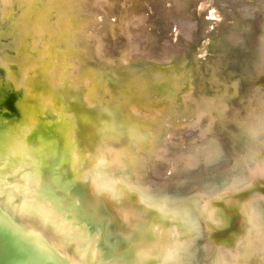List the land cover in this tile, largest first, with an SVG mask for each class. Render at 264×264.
Masks as SVG:
<instances>
[{"label": "bare ground", "instance_id": "6f19581e", "mask_svg": "<svg viewBox=\"0 0 264 264\" xmlns=\"http://www.w3.org/2000/svg\"><path fill=\"white\" fill-rule=\"evenodd\" d=\"M20 1L21 0H5L2 2L0 0V3L4 5L10 4L12 7L11 18L17 19L20 16L22 17V15H18L22 14L24 6L28 5L27 3L31 0L19 3ZM85 1L86 0H58V8L62 15L55 25L60 26V23L64 21L67 23H65L66 27V25H69L68 23L76 20L78 25L83 26L87 24L88 19H91L95 22L90 26L94 32L98 30L100 31L98 34H103L104 30L106 31L102 38L99 35L102 44L106 45L107 43L105 47H103V45L100 49L101 58L106 59L105 62L102 61L101 63L104 62L106 67L107 64L113 65L116 62L117 64L123 65L125 69L106 67L104 76L109 79L110 82L108 85H112V87H107L103 90L106 94L104 93L102 102L95 101L94 103V91L93 93L92 91L90 92L87 86L89 85V81L95 76V72L94 74H90V78L83 68L75 64H70L63 56L60 60L57 58H50V60L46 62L47 64H40L39 68H36L34 71L29 70V67H23L25 66V62L30 61L34 63V58H37L32 48L34 43H29L30 41L25 40L22 34L19 37L18 34L23 30L19 31L14 28L9 29L10 31L5 35L6 33L3 31L5 28V21L0 22V82L2 79H7L3 73L8 70L6 66L11 63L15 65L20 76L18 79H12L11 88L9 87L11 94L13 93L12 88H16L20 83L25 84L21 89L14 90V92H19V94L13 96V98L7 102L6 98L8 95L5 94L6 87L0 83V122L11 118L16 122L19 121V125L24 128L20 127V130H18V128L16 129L21 131V133L23 132V136L21 137L23 138V142L28 144L29 147L31 146L35 151V154H33L24 145L23 148L27 151L26 155H22L24 160L14 161L12 155L17 152L16 145L13 147L9 145L8 148L0 150V155L5 156H0V167L4 165L8 167V169H12V172L10 171V173H7V171L5 172L0 168V264L6 263L7 260L11 262H8L9 264H24L26 261L22 259L25 258L26 254H30V258L35 255L36 263L38 260L40 262L44 260L41 264H45L46 258H43L44 254L39 251V247L43 246L39 238H44L46 240L50 239L56 244L61 241L63 244L57 247V251L63 256V253H66L68 255V262L75 263L74 258L76 253L81 254L85 246L81 245V248L77 246L81 239L78 241V236L68 233V231H75L68 227V223L74 225V228L85 236V243L89 240L91 234H93L92 241L95 240L94 244L84 255L85 261L88 262L91 260L89 264H95L96 262V264H117V262H121V264H135L136 262H134V259L137 254L136 250L138 249L135 245L140 235L138 228H141V225H144V223H147L146 229H151V236L145 241V244H148L154 237H160L161 235L165 236L166 232L170 233L171 231L172 235H169L174 239L175 244L173 246L172 243H168V245L164 246L163 243L167 238H163L162 242L159 239L151 241L156 243L158 247V250L154 252L158 253V260L163 264H170L169 261L173 258L172 250H178V244L180 243L177 241L179 240L178 236L180 234L178 233V228L181 223L177 221L175 217H184L185 219L182 220V222L185 223L186 226H188V223L192 225L188 215L189 212H186L185 209H192L194 206V208H196L198 212H201L202 216L206 218L205 220L209 221L208 218H212L214 214L215 207L213 204L216 203L222 207L216 209V215L213 217L211 223L215 221L227 222L230 227L225 223L224 230L222 228L218 229L220 232L217 233L222 234V237L227 235L226 237L231 241L226 244V248L223 246L217 253L214 252V260H211L208 255L205 254L206 249L199 245L200 241L196 245H191L183 254H189V252H192L193 249L196 248V250L202 249L203 255L205 254L203 256L204 258H202L205 260L206 264H211V261L214 264H264V188L263 190L261 188L247 190L243 184H239L240 179L238 177L232 183L231 179H226L223 180L221 184L219 183L209 189L208 195H205L207 196L206 198H203L204 196L200 198L195 196L184 206H181L180 202L176 200L172 202V206L168 207L166 199L171 201L173 196L169 193V185L173 186L172 184H176V179H173L171 174H168V170L164 169L166 165L173 166V170L177 169V174L180 173V171L184 174L185 172L194 170L191 168H195L197 165V161L194 160L196 153L201 156L200 151L203 150V157V155H206V152H216L221 140L229 141V143L233 141L238 143V145L241 144L240 147L244 152L264 162V145L259 144L264 140L259 141L258 138L264 136V100L262 99L264 96V68L262 67L264 65V23L262 22L256 25L257 29L254 30L256 36L254 35V38H251L248 43L244 42L245 45L243 46L242 52L240 54H235L234 57H237L235 62L231 69H227V67L224 66V57L227 51L226 47L229 42V40L226 39V34L219 33L218 35L212 36L209 28L205 27L207 28L204 32L205 39L198 43H195L196 41L193 40L191 41L192 35L198 29V20H196L194 16L196 11L193 10V8H198V5H201L200 9L204 8L205 10L208 5L207 3L216 8L218 7L217 9L219 12L231 15L236 25L235 28L237 29V31L234 30V33L238 34L239 31V35H244L245 39L249 37V31L241 28L240 14H236L237 10L235 5H237V0H89V5L87 4L88 7L87 9L85 8L84 11L85 13H81V9L72 7L77 2ZM3 18L4 17L0 20L3 21ZM109 19L114 20V22L110 23ZM97 22L99 23L98 28ZM33 23H35V21L33 16H31L28 26H32ZM5 32H7V30H5ZM58 32L60 33L59 35H65L62 30L58 29ZM54 33L56 32L51 30V34ZM82 34L80 35L82 36ZM201 34L200 38L202 39L203 37H201ZM53 36H55V34ZM81 36L76 37V39L65 40L71 52L77 53L75 49L78 48L79 52L83 50L82 48L84 46L86 47V45H89L88 41L92 38ZM84 36L86 35L84 34ZM242 36L241 39H243ZM36 37L38 38L39 36ZM48 37L52 38L51 35ZM95 37L91 40L94 41V43L98 39ZM179 38H181V40H178ZM214 39L222 40L223 44H218L216 41L212 42L211 40ZM22 40H24L25 43ZM159 43H161L164 48H167V46L171 47L170 53H159L157 51V49H159L157 47ZM42 45L45 47L47 46L46 43ZM22 46L28 49V53L26 51V54H24V52L21 53V51L24 50L21 48ZM249 47L251 51H247ZM183 48L186 49V52L181 51ZM97 50L99 51V48ZM201 50H205V53H200L201 55H199L200 58L198 59L197 54H199ZM207 50L210 52L207 53ZM48 52L43 48V51L40 53V58L41 56H45L44 54ZM64 52H62V54H65ZM27 55L30 56V59L26 57ZM49 56L51 55H48V57ZM253 57L254 59L251 60ZM196 62L198 64L199 86L198 88L192 89L189 84L192 80H195V78L191 74V68ZM127 63H131L132 66L141 63L148 69V71L145 72V76L142 77V80H139L136 75H134L133 71L137 69L135 70L134 67L130 68V66L126 65ZM251 63L254 64L255 67L248 70L255 75L251 79H246L244 78L246 73L247 76H251V74L248 73L247 68L245 69L244 67ZM30 71L34 74L32 76L33 82L31 81L30 83L32 87L26 85L24 79ZM231 73H233L232 76H236L238 80L235 79L232 81L231 77L227 79L224 78L225 75L230 76ZM27 81L29 82V80ZM72 84L76 86L75 91L79 93L77 94V101L65 100L61 95V90L73 88ZM255 84L259 86L260 89L252 91L251 88L254 87ZM100 86H98V89ZM98 89L96 87L94 89L95 92H97ZM228 89L232 90L231 93ZM63 92L66 93L67 91L63 90ZM28 97H30V99ZM31 97H33V99ZM226 98L231 99L236 105L238 104L237 107L235 106L236 108L233 113L230 114L232 118H234L232 119L229 116L228 118H224V116L220 115L218 120L215 121V113L218 114L220 109H222L220 108V104L224 105ZM248 98H251L250 101L247 100ZM126 102L137 104L136 113H134L135 110H132L134 114H130V117H126L127 121H125V126H118L120 123L117 124L114 121V124L116 123L117 126L112 127L113 130L106 129L103 123L102 128L99 130L102 131L101 133L104 134V136L103 138L100 137L96 145L93 146L92 144V149L96 148L99 152L98 157L101 159L102 157L105 158L106 154L112 155L116 153L114 151L115 146H120V144H122L120 142H126L127 147H123L124 150H119V159L116 160L117 163L121 164L115 165L114 167H121L122 162L125 163L126 169L123 171V175L128 177L129 184L126 183V186H119L111 180L107 181L108 178H106L104 172L96 173L98 169L93 165V161L97 159L96 157L94 158L95 155L89 156L87 154L86 158L89 159L88 165L90 167L92 166L90 170L94 169V177L103 180V182L100 184L95 181L93 182V179H90L91 177H87L86 179L84 174L81 175V177L85 176L86 181H84L85 179L82 181L78 180V177H80L78 176L79 173L88 172L90 170L86 169L87 165H84L82 166V171L78 172V160L74 156V154H77L75 151L77 144H73V137L70 135L67 137V133L65 135L59 134L61 138L58 136L56 144L57 148H59L58 142L64 144V149L62 148V150L60 149L61 151L58 150L56 152H53L52 149V153H49V162H56L55 164L57 167L50 168L48 172L46 171L47 173L38 168V164L36 163L39 157L38 154L41 155L45 153V149H42V145L52 139L49 140L46 138L48 140H44L41 139L42 136L40 135L38 140L39 135H37L35 131L43 130V133H51L55 132L56 129V131L62 132V127L66 128V126L64 125L65 120L60 114L61 106L68 108L72 115L75 118L77 117V121L79 120L80 122L83 113H91L89 115H92V117L95 114L107 119L106 116L109 115V111L105 113V107H108L107 105H112L111 107L116 111L115 117L118 115L120 118L122 112L130 113ZM5 103H9L12 111L4 107ZM103 103L106 105L104 106ZM168 106L171 107V115L166 116ZM145 112L146 114L144 116L143 113ZM97 116L94 118H98ZM38 119L42 120L39 125L41 128L36 124ZM60 119H62V121ZM229 119H235L238 128L234 126L235 131L225 133V130L222 128L225 121ZM74 121H70L69 124L74 126L73 123L76 122ZM81 122H83V120ZM102 122L103 121H101V123ZM228 124L230 125L229 121ZM203 125L204 127L202 128ZM11 127L15 128V124L14 126L11 125ZM90 127L94 128L98 127V125L91 124ZM81 128H83V126H81ZM81 128H79L77 132L80 137H85L86 132ZM121 131H123V138H119L115 142L116 144L110 140L112 136H106V134H116L114 137L117 139V137H120L119 133ZM6 132H8V130ZM99 132L100 131L97 132L95 129L94 133L96 134L93 135L101 134ZM213 134L217 135L211 139ZM87 135L92 136V134L88 132ZM244 136L248 137V142L246 144L240 141ZM3 137H5V135ZM67 138L71 142L70 153L68 151L69 146L67 144ZM3 139L2 141L0 139V146L2 142H4ZM95 139H97V136H95ZM151 139L153 140L151 141ZM188 140L192 143L187 142ZM153 141L155 142L154 145H152ZM212 141H216L217 144L211 146L212 144L210 142ZM111 143H113V145H111ZM167 143L170 144V149L174 152L173 155L160 158L156 163V155L160 153L161 149H163ZM103 151L107 152L104 154ZM151 159L154 160L153 164L150 165L149 161ZM183 160L186 161L184 164H181ZM187 160L189 161L187 162ZM65 161H69L68 168L71 169L73 175L70 174V172L65 173L64 176H62V180H60L58 173L55 171L56 169H60L62 162ZM189 162H191V165H188ZM35 163L36 166H33ZM17 169H19L20 175L15 174ZM115 169L116 168L111 167L107 173L113 171V175L117 174L118 172L114 173ZM154 170L160 184H163L165 181L166 184L168 183L167 185L165 184L166 186L163 190L156 187L151 189L153 187V182L151 184L152 180L150 178ZM41 175H44V177ZM239 175H242L241 172ZM241 177V180H244L243 176ZM119 178L120 176L113 178V180L118 183L124 181L122 177ZM179 180L181 181L182 179L180 178ZM204 180L205 179L201 181ZM23 181L29 185V187L26 186L27 188H24ZM52 182H56V191L54 194L51 193L50 195L45 189L51 188L50 185ZM74 184L77 185L76 188L78 187L74 192L80 195L82 203H78V201L76 203V198L73 194L69 193V189ZM236 188L242 190V192H240L241 194L231 192ZM10 189H14L18 192L10 194L8 193ZM146 192L148 194H146ZM194 194H197V192ZM258 194L262 195L260 196ZM81 195L84 197H81ZM233 195L235 197H233ZM229 196L233 198L230 200ZM153 197L154 199H158V203L155 202ZM246 197L250 198L246 199ZM140 198L145 199L144 201H150V198H152L153 201L151 205L154 204L152 207H155L153 210H159V214L165 211L167 213L169 212V214L173 216L169 218L175 219V228H171L169 225L170 228H168L165 234H162L161 231H156L157 228H152L153 220L151 217L153 216V218L156 219L158 212L152 213L154 211H152L151 208L149 209L150 211H148V215L150 216L148 217L146 214L142 217L139 211L141 205L139 201ZM40 199H42V203H44L43 200H45L46 206L50 208L51 211L49 210L48 213L42 212V206L38 207L40 210L39 213L36 212L37 210L34 211L29 209L34 207ZM53 199L55 202L52 201ZM250 199L255 201V205L248 203ZM64 202L65 204L62 205ZM18 204H20V206L17 209L16 206ZM94 205H97L95 209ZM68 206L76 207L77 215H81V217L83 215V224L80 222H69L70 220L68 217L71 218L72 214L69 215L64 212L65 209L66 211L68 210ZM142 206L144 207L145 205L143 204ZM173 206L176 207L173 208V212H170ZM87 209L92 210L91 214ZM55 211V215L52 216V212ZM91 216L93 220H95L97 226L90 221ZM101 216H106L107 220H109L108 223H106V219L102 220ZM169 218L164 220V226L167 224ZM84 223H88L89 225L91 223L92 227H94L93 230H99V232H94L92 229L90 232L88 230L86 231V228L84 229L83 226ZM204 227L206 232H208V225L206 224ZM186 228L187 227H183L182 230L185 231L184 233L192 234L190 239L199 233V231H196L197 224H194V227L189 230L190 232H188ZM24 233H27L30 237H38V247H36L38 250L32 252L33 242L29 241V243H26L28 240L24 239L27 237L22 236ZM21 236L23 239H20ZM209 238L212 239L210 244H217L218 241H216V238L212 235H210ZM64 239L65 241H63ZM203 241L202 239L201 242ZM160 242L161 244H157ZM97 243H100L99 245H101L105 251L109 252L108 256L103 255L102 251L96 250ZM26 246L28 250H26ZM240 248H242L243 253L239 252ZM43 251L46 252V249ZM38 253L39 257L37 256ZM110 255L114 258H112L114 260L113 262L109 261L111 259V257H109ZM198 255L199 254L196 253L192 256L190 260L187 261V264H199V262H202L201 256ZM123 256H128L127 258L130 260L123 263V261L120 260ZM104 261L108 262L104 263ZM46 264H56V258L51 259L50 262ZM147 264L153 263L150 262Z\"/></svg>", "mask_w": 264, "mask_h": 264}, {"label": "water", "instance_id": "95a60500", "mask_svg": "<svg viewBox=\"0 0 264 264\" xmlns=\"http://www.w3.org/2000/svg\"><path fill=\"white\" fill-rule=\"evenodd\" d=\"M1 1L3 2L5 0H1ZM43 1H45V0H43ZM214 1H216V0H214ZM232 1H234V0H232ZM27 4H29V3H27ZM30 4L34 5L33 3H30ZM207 4L208 5H207L205 10H204V8L200 9L201 5H198L199 9L195 8V7L193 8V10L196 11V13H194V16H195V19L198 20V29L192 35L191 41L192 40L196 41L195 43H198L200 41L202 42L205 39L204 38L205 37L204 36V32H205V30H207V28H205V27L209 28V30L212 32V35H218L219 33H223L224 35L226 34V39L229 40V42L227 43L226 50L229 51V52L226 51V54H225V57H224V66H226L227 69H231L233 63L235 62V59L237 58V57L236 58L234 57L235 54H238V53L240 54L242 52L243 46L245 45L244 42L248 43L251 38L252 39L254 38V35H255L254 30L257 29L256 25L258 23H262V22L264 23V0H237V5H235L236 6V10H237L236 14H240V17H241V24H240L241 28H244L245 30L249 31V37H246L245 39H244V35L243 36L239 35L240 34L239 31H238V34L234 33V30L237 31V29L235 28L236 25L234 24L233 18L231 17V15H229L227 13H224V12L223 13L219 12L218 9H217L218 7L216 8L215 6H213V5L209 4V3H207ZM77 5L79 6V4H77ZM220 6H223V5H220ZM28 13H29V10L27 8V10L22 12V14H23L22 16H26ZM18 16H20V14ZM51 16H52V14L48 15L47 19L49 17H51ZM18 19L21 20V16L18 17ZM40 21H43V17L41 18ZM14 22L16 23L18 21H14ZM43 25H45V24H43ZM21 34H22V32L18 34L19 37H20ZM200 34H201V37H203L202 39L200 38ZM26 35H28V34L24 33V35H22V37H24ZM116 35H117V33H116ZM241 36L243 37V39H241ZM163 38L167 39L166 37H163ZM56 40H58V39L53 37V38H51L50 42L54 43ZM178 40H181V38H179ZM22 41L25 43L24 40H22ZM47 42H49V41H47ZM161 43H163V42H161ZM161 43H159V45L157 46L159 48V49H157V51L159 53H162V54L170 53L171 47L167 46V48H164V47H162L163 45ZM106 45H107V43H106ZM106 45L102 44L103 47H105ZM178 47H180V46H178ZM181 51L182 52H184V51L186 52V49L183 48V49H181ZM247 51H251V48L249 47ZM187 52H188V50H187ZM69 53H71V52H69ZM85 55H86V57L80 56V58L82 59V61H84L83 63H87L88 62V64H89L90 63L89 62V60H90L89 58H91L92 55L90 54V52L88 50L86 51ZM199 58H200V56L198 55V59ZM253 59H254V57L251 58V60H253ZM191 62H192V60H191ZM195 64H194V66L192 65V68H191L192 69L191 74L194 76L195 80H192V82L189 84V86L192 87V89L193 88H198V86H199V81H198L199 80V74H198V70H197L198 64H197V62ZM24 65L25 66H23V67H29V70L33 71L34 63H32L30 61H27V62H25ZM252 67H255V65L251 63L250 65L247 64L244 68L245 69L247 68V70H248V69H251ZM262 67L264 68V65ZM248 73H250L251 76H247V73H246V76L244 78L251 79L255 75V74H252V72L249 71V70H248ZM232 74L233 73H231L230 76L225 75L224 78L227 79L228 77H231L232 81L235 80V79L238 80L237 77L236 76L233 77ZM0 83L2 84V82H0ZM17 83H18V80H17ZM107 87L108 88L112 87V85L111 86L108 85ZM228 90L231 93L232 90L231 89H228ZM101 91L102 90H98L97 92H95V90H94V93H93L94 103H95V101H100ZM238 97H240V96H238ZM64 98L68 99L67 96H65ZM250 99L251 98H248L247 100L250 101ZM262 99L264 100V96H263ZM103 105L105 106L106 104L103 103ZM237 105L231 99L226 98L225 104L224 105L220 104V108H222V109H220L218 114L215 113V115H216L215 116V121L218 120L220 115L224 116V118L225 117L228 118V116L230 118H232V115H230V114L233 113V111L235 110ZM107 106L108 107H105L106 108L105 109V113H107L109 111V115H107V116H110L111 118H113L114 115H116V111H115V109H113V107H111L112 105H107ZM4 107H6L8 110L12 111L11 110L12 108L9 105V103H5ZM13 108H15V107H13ZM170 108L171 107H169V106H168V109L166 108L168 110L166 112V116L171 115ZM240 116H242V115H240ZM228 121H229L230 125L228 124ZM228 121H225V123L223 121L224 126H223L222 129L225 130V133H231L232 131H235L234 126L238 128L237 121H235V119L234 120L229 119ZM113 123H111V128L117 126V124H118V123L117 124L115 123L113 125ZM73 124H74V126H72V124H71L72 130L70 128H68V131L70 133V136L73 137V140H74L73 144H77V147H75V149H78V148L82 149L81 147H84L85 150H86V153H87V151L95 152L94 150L90 149V144L88 143V140L93 141V146L96 145V143L94 142L95 136H97L99 138L100 137L103 138L104 134L101 133L102 131L101 130H97V132L100 131L99 133H101V134L92 135V136L91 135L90 136L86 135L87 138L89 137V139L84 140V139H82L79 136V134L77 132L79 130V128H80L79 121L76 120V122L73 123ZM212 124H213V122H212ZM203 127H204V125L202 126V128ZM96 128L97 127H94V128L91 127L90 131H94ZM87 131H89V130L88 129L86 130V134H87ZM115 133H116V131H115ZM122 133H123V131H121L119 133V136H120L119 138H123ZM216 135L213 134L211 139L216 137ZM106 136L109 137V136H111V134L110 135L106 134ZM258 138H259V141L264 140V136H261V137H258ZM225 140H228V139H225ZM240 141L242 143L246 144L248 142V137L244 136L242 138V140H240ZM68 142H69V140H68ZM10 143H11L10 139L6 138L4 140V142H2V144L0 146V150L8 148ZM120 143H122L120 145L124 146V148L127 147L126 142L123 141V142H120ZM111 145H113V143H111ZM240 145H238V143H235L233 141L231 143H229V141L227 142V141L221 140L216 152H208V153L206 152V155L205 156L203 155V157H202L203 150H201L200 151L201 156L199 154H197V153L194 156V160L197 161L196 167L195 168H191V169H194V170L189 171V172H185L184 174H182V171H180V173L177 174V169L173 170V166H170V165L169 166L168 165L164 166L165 170H168L169 172L173 173L172 174L173 179H176V184H172L173 186L169 185V187H170L169 188V190H170L169 193L172 194L173 196L171 198V201H168V199H166L168 207L172 206L171 205L172 202L176 201V200L180 202L181 206H184V205L188 204L189 201H191L195 196H197L199 198L201 196H204L203 198H206L207 196H205V195H208V190L211 189L213 186H216L219 183L221 184L222 181L226 180V179H231L232 181L231 180H229V181H231V183H232L233 181H235L237 179V177L240 179L239 180V184H243L247 190L260 189V188L263 190V188H264V162H262L258 158L251 157L249 154H247L246 152H244L242 150ZM121 146H118V147H121ZM170 148H171L170 144L167 143V145H165V147L163 149H161L160 154H161V156L163 158H166V157H168L170 155L171 156L173 155L174 152ZM183 148H185V147H183ZM83 158H84V160H83L84 162L82 163V166L88 165L89 159H87L85 157V155L83 156ZM164 161H166V160H164ZM184 163H185V161L183 160L181 164H184ZM188 165H191V162H189ZM182 167H184V166H182ZM182 167H180V168H182ZM174 168H175V166H174ZM125 169H126V165H125V163L122 162V166L121 167L118 166L114 170V173L118 172L115 175L120 176V178L122 177L124 181L119 182V183L115 182L113 180V178H112L113 175L112 176H108V180L107 181L111 180L114 183H117L119 186H126V183L129 184V181H128V177H125L123 175V171ZM90 172L91 173H89V175H87L88 178L91 177L92 174H95L94 173V169L90 170ZM240 172H241V174H242L241 176H243L244 180H241L242 177L239 175ZM112 173H113V171L110 174H112ZM41 176L44 177V175H41ZM180 178L182 179L181 181L179 180ZM104 179H106V178H104ZM150 179L152 180L151 184L153 182V187L151 189H154L156 187L158 189L161 188V190H163L164 187L168 184V183L166 184V181L163 184L159 183L158 179L156 178L155 170L151 173V178ZM203 179H205V180L201 181ZM76 186H77L76 184L72 185V187L69 189V193L73 194V196L76 198V201H78V203L79 202L82 203V201L80 199V195L76 194V192H74V191H76L78 189V187L76 188ZM233 191H231V192L232 193H238V194L240 192H242V190H240L238 188L233 189ZM147 192H146V194H148ZM195 192H197V194H194ZM258 195L261 196L262 194H258ZM81 197H84V196L81 195ZM233 197H235V196L233 195ZM233 197L229 196V199L231 200ZM251 197H253V196H251ZM249 198L246 197V199H249ZM153 199H154V197H153ZM153 199L150 198V201H144L145 199H141V198L139 199V201L141 203V205L139 207V211L142 214V217L145 216L146 214L148 215V211H150L149 209L152 208V211H154L153 209L155 207H152L154 204L151 205ZM154 200H155L156 203H158V199L155 198ZM248 201H249L248 203L255 205V201H252V199H250ZM143 204L145 205L144 207L142 206ZM217 204L218 203L213 204V206L215 207L214 208L213 217L216 215V213H215L216 209H220L222 207L221 205H217ZM96 206L97 205H94V209H95ZM175 207L176 206L171 207V210L169 209L170 212H173L172 210ZM187 209H189V210H187ZM187 209H185V211L189 212L188 215H189V218L191 219L192 225H190L188 223V226H186V224L182 222V220L185 219L184 217H179V216H178L179 218L175 217V219L177 221H180V223H181L180 227L179 228L177 227L178 231H179L178 233H180L179 236H178L179 240L177 242H180V243L178 244V248L177 249L179 251L177 252V254L175 252L176 249H173V252H172L173 261L170 264H187V261L190 260V258L192 256H194L196 253L199 254L198 256H201L200 258H201L202 262H199V264H206L205 260H203V258H204L203 256L205 254H207L208 257L211 260H214V258H215L214 252L217 253V251L219 249L223 248V246L225 247L226 244L231 241L230 239H228L226 237L227 235L222 237L221 236L222 234L217 233V232H220V231H218V229L225 228L224 225H226L225 223H227V222L223 223V222L215 221L214 223H211L213 221V217L212 218H208L209 221H207V220H205L206 218H204V216H202V213L198 212V210L196 208H194V206L192 207V209L191 208H187ZM155 212L156 213L158 212V216H156L157 217L156 219H154L153 216L151 217L152 220H153L152 221L153 222L152 228H157L158 230L156 229V231H161L162 234H165V232L168 230V228H170L169 225L171 226V228H175V224H176L175 223V219L169 218V217H173L171 214H169V212L167 213L165 211V212L162 213L160 211L161 213L159 214V210H156V211H154L152 213H155ZM167 214H169V215H167ZM74 215H76V213L72 214V217ZM149 216L150 215H148V217ZM167 218H169V219L167 220V224L164 226V220H166ZM101 219L102 220L106 219V223H108V221H109V220H107L106 216H101ZM194 224H197V228L196 229L199 231V233L195 237H193L194 239L193 238L190 239V237H191L190 234L189 233H184L185 231H183L182 228L183 227L184 228L187 227L186 228L187 231L190 232L189 230H191L192 227H194ZM206 224L208 225V228H207L208 232H206V229L204 227ZM227 225H228V227H230L228 223H227ZM90 227H91L92 230L94 229V227H92V226H90ZM209 227H211V228H209ZM146 228H147V223H144V225H141V228H138L140 235H139V238H138V240L136 242V245H135L138 249L136 250L137 254L135 256L134 262H136L135 264H147V263H150V262H152L153 264H163L161 261L158 260V253H154L156 250H158V247H157L156 243L151 242V241L159 239L162 242L163 238H167V240L163 243L164 246L168 245V243H172V246H173L175 244L174 243V239L172 238V236H170V235H172V232L171 231H170V233L166 232L165 236H162V235L160 237L156 236L153 239H151L148 242V244H145V241L151 236V229H146ZM93 231L94 232H97V231L99 232V230H93ZM222 232H224V231H222ZM210 235H212L214 238H216V241H218L217 244H213V243L210 244V242H212L211 241L212 239L209 238ZM22 236L23 237H27V238H24V239L28 240V242H26V243H29V241L33 242L32 252L38 250V248H36V247H38L37 246V239H38L37 236L30 237L27 233H24V235H22ZM22 236L20 237V239L21 238L23 239ZM15 237L19 238L18 236H15ZM201 238L204 240L202 242L203 243L202 247H204L206 249L204 255L202 253V249L201 250H199V249L196 250V248L193 249L192 252H189V254L188 253H186L185 255L183 254L186 249H189L191 247V245L197 244L199 241L201 243V240H202ZM39 241H41L43 243V246L39 247V249H40L39 251L44 254L43 258H46L45 259L46 263H49L51 259H55L56 258V264H62V263H64V264H74L73 262L72 263L68 262V255L66 253H63L64 254V256H63L62 254H59V252L57 251L58 250L57 247L62 246V244H63L61 241H60V243L58 242V244L52 242V240H50V239L46 240L44 238L43 239L39 238ZM63 241H65V239ZM161 242L157 243V244H161ZM44 249H46V252L43 251ZM26 250H28L27 246H26ZM242 251H243L242 248H240L239 252L243 253ZM30 256H31L30 254L29 255L26 254L25 258L22 259V260L26 261V262H24V264H41L42 261L44 262V260H41V262L38 260L37 263H36L35 262V255H33L34 257H32V258H30ZM75 256H76L77 259H80L82 257L81 254H77V253H76ZM53 257H55V258H53ZM127 257L128 256H123V257H121L120 260H122L123 263H126L127 260H130ZM205 258H206V256H205ZM8 262L9 261L7 260L6 263H3V264L11 263V262H9V263ZM107 262L108 261H104V263H107ZM211 264H214V263L211 261Z\"/></svg>", "mask_w": 264, "mask_h": 264}, {"label": "rangeland", "instance_id": "374dc122", "mask_svg": "<svg viewBox=\"0 0 264 264\" xmlns=\"http://www.w3.org/2000/svg\"><path fill=\"white\" fill-rule=\"evenodd\" d=\"M8 1H10V0H8ZM24 1H26V0H21L19 3H21V2H24ZM33 1V2H32ZM30 3H33L34 5H31ZM31 6H30V5ZM29 4L28 5H26V6H24V10H23V12L25 11V10H27V8H28V10H29V13L26 15V16H22L21 17V20L20 19H12L11 18V10H12V7L10 6V4H7V5H4V4H1L0 3V19H2V17H4L3 18V21L2 20H0V22H4V24H5V28H4V33H6L5 35H7V33L10 31L9 29H18L19 31H21V30H23L22 31V35H24V33L26 34V32H27V36H24L23 38H25V40H28V41H30V43L32 42V43H34V45H33V52L36 54L35 56L37 57V58H34V69H33V71L34 70H36V68H39V66H40V64H42V63H45V64H47L46 62L48 61V60H50V58L51 59H54V58H57V59H61V57L63 56V57H65L66 58V60H68V62H70V64H75L76 66H80L81 68H83L84 70H85V72L90 76V74H94V72H95V76L93 77V79H91L90 81H89V85H87L88 86V88H89V91L91 92L92 91V93H93V91H94V89L97 87V89H98V86H100L99 87V89L98 90H102L101 92V97H100V101L102 102V100H103V98H104V91L103 90H105V88H107V86H108V83L110 82L109 81V79L107 78V77H105L104 75H105V69H106V67H115V68H117V69H122V68H124V66L123 65H120V64H117L116 62L113 64V65H111V64H107L106 65V67H105V65H104V62H105V60L106 59H102L101 58V52H100V49H101V47H102V42L100 41V39H99V35H100V37L102 38L104 35L103 34H105L106 33V31L104 30V33L103 34H98L100 31H95L94 32V30L92 29V28H90V26L92 25V24H94L95 22L94 21H92L91 19H88L87 20V24H85V25H83V26H80V25H78L77 24V22H76V20H73L71 23H68L69 25H66V27H65V23L66 22H61L60 23V26H56L55 25V23L57 22V20H59L60 18H61V15H62V13H60V11H59V3H58V0H45V1H43V0H31L30 2H29ZM77 4H79V6L77 5ZM89 5V0H88V2H87V0L85 1V2H77V3H75V5L74 6H72V7H74V8H78V9H81L80 10V12L81 13H85L84 11H85V8L87 9V7H88V5ZM50 7V8H49ZM3 10H4V12H3ZM5 13H7V14H5ZM44 14H45V16H44ZM50 14H52V16L51 17H49L48 19H47V17H48V15H50ZM3 15V16H2ZM20 15H23V14H20ZM31 16H33V18H34V21H35V23L37 24H35V23H33V25L32 26H28V22H29V20H30V17ZM43 17V21H40L41 20V18ZM45 17V18H44ZM59 17V18H58ZM7 18V19H6ZM14 21H18V22H14ZM109 21H110V23H112V22H114V20H110L109 19ZM39 23H40V25H39ZM43 24H45V25H43ZM67 24V23H66ZM97 24V28H98V25H99V23L97 22L96 23ZM39 25V26H38ZM88 26H89V28H88ZM10 27V28H9ZM27 27V28H26ZM65 27V28H64ZM33 29V30H31V29ZM47 28V29H46ZM112 28V27H111ZM58 29L59 30H62V31H64V33H65V35H59L60 33L58 32ZM66 29H67V31H66ZM100 29V28H99ZM5 30H7V32H5ZM41 30V31H40ZM51 30H53L54 32H56V33H54L55 34V36H53L54 34H51ZM112 30V29H111ZM2 32V31H1ZM57 32H58V34H57ZM82 32H83V34H82ZM32 33V34H31ZM35 33V34H34ZM79 34V35H78ZM80 34H82V36L80 35ZM84 34L86 35V36H84ZM98 34V35H97ZM49 35H51L52 36V38L53 37H55L56 39H58V40H56L54 43L53 42H50V40H51V38H49L48 36ZM89 35H91V36H89ZM211 35H212V32H211ZM36 36H39L38 38L36 37ZM57 36V37H56ZM78 36H81V37H87V38H92L91 40H93V38L95 37V38H98L97 39V41L94 43V41H88V43H89V45H86V47L84 46L82 49V51H79L78 52V48L77 49H75L76 50V52L77 53H73V52H71L70 51V49L67 47V44L65 43V40L66 39H76V37H78ZM94 36V37H93ZM212 36H214V35H212ZM73 37V38H72ZM47 41H49V42H47ZM212 42L213 41H216L218 44H223V41L222 40H220V39H214V40H211ZM44 43H46V47L45 46H43L42 44H44ZM69 44H71V43H69ZM68 44V45H69ZM77 46V45H76ZM87 47H88V49H87ZM22 49H24L23 51H21V53H23L24 52V54H26V52L28 51V49H26V48H24V47H21ZM43 48H44V50H46L47 52H48V50H49V52L48 53H46V54H44L45 56H41V58H40V53H41V51H43ZM47 48V49H46ZM99 48V51L97 50ZM26 49V50H25ZM89 51L90 52V54L92 55L91 56V58H89L90 60H89V64H88V62L87 63H83L84 61H82V59L80 58V56H82V57H86V51ZM97 50V51H96ZM210 50V49H209ZM26 51V52H25ZM65 51V52H64ZM55 52V53H54ZM62 52H64L65 54H62ZM69 52H71V53H69ZM98 52V53H97ZM207 53L208 52H210V51H206ZM28 53V52H27ZM39 53V54H38ZM96 53V54H95ZM203 54V53H205V50H201V51H199V54H197V56L198 55H201V54ZM79 54V55H78ZM48 55H51V56H49L48 57ZM66 55V56H65ZM98 55V56H97ZM26 57H28L29 59H30V56H26ZM44 57V58H43ZM48 57V58H47ZM32 59V58H31ZM36 61V62H35ZM38 61V62H37ZM102 61H104L103 63H101ZM117 64V65H116ZM122 64V63H121ZM127 66H130V68H133L134 67V69L136 70V71H133L134 72V75H136V77L139 79V80H142V77H144L145 76V72H147L148 71V69L146 68V67H144L141 63L140 64H136L135 66L133 65H131V63L129 64V63H127L126 64ZM125 65V66H126ZM139 65V66H138ZM141 65V66H140ZM132 66V67H131ZM143 66V67H142ZM7 71H5L4 73H3V75L4 76H6L7 77V79H2L1 80V82H2V84L4 85V87H6V95H8L7 96V102H9L10 101V99H12L13 98V96H17L18 94H19V92H14V90H19V89H21L22 87H24L25 86V84L24 83H20L16 88H12V94H11V90H9V87L11 88V81H12V79L13 78H17L18 79V77H20L19 76V73H18V71L16 70V67H15V65L14 64H11V63H9L7 66ZM98 69H97V68ZM138 67V68H137ZM100 69V70H99ZM125 69V68H124ZM8 73V74H7ZM6 74V75H5ZM31 76H30V75ZM103 74V75H102ZM118 75H120L119 73H117ZM34 74L32 73V71H30L28 74H27V76L24 78L25 79V83H26V85H29L30 86V83H31V81L33 82V80H32V76H33ZM9 76V77H8ZM104 77V78H103ZM30 78H31V80H30ZM90 78H91V76H90ZM104 79V80H103ZM27 80H29V82L27 81ZM101 81H102V83H101ZM28 82V83H27ZM91 82V83H90ZM72 86H73V88H70V89H67L66 87V90L65 89H62L61 91V95H62V97H63V99H65V100H74V101H77L76 100V98L78 99V97H77V94H79L78 92H76L75 91V88H76V86H74L73 84H72ZM256 86V87H255ZM255 86L254 87H252L251 88V90L252 91H254V90H259L260 89V87L259 86H257L256 84H255ZM30 87H32V86H30ZM63 90L64 91H67L66 93L65 92H63ZM69 91V92H68ZM106 94V93H105ZM108 95V94H107ZM32 96V95H31ZM65 96H67V98L68 99H66V98H64ZM73 96V97H72ZM107 97V96H106ZM29 99H30V97H28ZM32 99H33V97H31ZM97 102V101H96ZM100 102V103H101ZM100 103H99V105H100ZM126 104H127V107H128V111L130 112V113H126V112H122V115H121V117L119 118V116L117 115V117H115V115H114V117L113 118H111L110 116H106L107 117V119H104L103 117H101V116H97V115H93V117H92V115L90 116L89 114H91V113H88V114H85V113H83V115H82V118H80V120L82 121L83 120V122H79V124H80V128H81V126H83V128H81V129H83V130H85V132H86V130L88 129L89 131L91 130L90 128V126H91V124H96V125H98V127L96 128V130H99V129H101L102 128V125H103V123L105 124V127H106V129H110V130H113L112 128H111V123H113L114 121L116 122V123H120L118 126H125V121H127L126 120V117L127 116H129L130 117V114L131 115H133L134 113H136V106H137V104L135 105V103H133L132 104V102H126ZM33 105H35V104H33ZM97 105H98V103H97ZM70 106V105H69ZM69 106H67V107H69ZM96 106V105H95ZM131 108H130V107ZM133 108V109H132ZM64 111H63V110ZM65 109H66V111H65ZM132 110H135L134 111V113H133V111ZM132 111V112H131ZM69 113V114H68ZM60 114H61V116H63V118H64V125L66 126V128H64V127H62V132H59V131H56V129H55V132H51V133H43L44 131L43 130H41V131H39V130H36L35 131V133L37 134V135H39L38 136V140H39V138H40V135L42 136L41 137V139H44V140H50V139H52V140H50L49 142H46L45 144H43L42 145V149H45L44 150V152L45 153H43V154H38L39 155V157L37 158V161H36V163L38 164V168L42 171V170H44L45 172L47 171H49V169L50 168H52V167H54V168H56L57 166H56V162H53V163H51V162H49L50 161V158H49V153H52V149H53V152H56V151H61L62 150V148H63V145L64 144H60V142H58V146H59V148H57V146H56V144H57V139H58V136H59V134H63V135H65L66 133H67V137L70 135V133H69V131H68V127L71 129V124H69V122L71 121V122H73L74 121V119H75V121L77 120V117L75 118L73 115H72V113H71V111L68 109V108H66L65 106L63 107V106H61V108H60ZM144 114V116H145V114H146V112L145 113H143ZM148 115V114H147ZM98 117V118H94V117ZM69 117V118H68ZM66 118V119H65ZM68 118V119H67ZM71 118V119H70ZM72 118H73V120H72ZM85 118V119H84ZM94 118V119H93ZM110 118V119H109ZM70 119V120H69ZM103 119V120H102ZM61 121H62V119H60ZM106 120H108V121H106ZM129 120V119H128ZM37 121V120H36ZM41 121L42 120H39L38 119V121L36 122V124H38V127H40L41 128V126H39L40 124H41ZM79 121V120H78ZM101 121H103L102 123H101ZM112 121V122H111ZM65 122H67V123H65ZM62 123V122H61ZM14 124H15V128H12L11 127V125L12 126H14ZM17 124V125H16ZM68 124H69V126H68ZM114 124V123H113ZM10 125V126H9ZM86 125V126H85ZM9 126V127H8ZM20 127H22V128H24L23 126H20L19 125V121L18 122H16L14 119H5L3 122H0V139H1V141H2V139L3 140H5L6 138H9L10 139V146L11 147H13V146H17V152L15 153V154H13L12 155V158H13V160L14 161H23L24 160V158H23V156L24 155H26L27 153V151L23 148V146L25 145V147L29 150V151H31L33 154H35V151L31 148V146L29 147V145L28 144H25L24 142H23V138H21L22 136H23V132L21 133V131H18V130H20ZM16 128H18V130L16 129ZM93 128V127H92ZM11 129H13V130H11ZM8 130V132H6ZM10 131H13V132H10ZM17 131H18V133H17ZM43 131V132H42ZM68 131V132H67ZM87 131L88 133H90V134H96V133H94V131ZM15 132V133H14ZM13 133V134H12ZM55 133V134H54ZM2 134V135H1ZM15 134V135H14ZM5 135V137H3ZM12 135V136H11ZM46 135V136H45ZM48 135H50V136H48ZM87 135V134H86ZM168 135V134H167ZM52 136V137H51ZM54 136V137H53ZM112 136V138L110 139L112 142H116L118 139H119V137H117V139L114 137V136H116V134L114 135V134H112L111 135ZM43 137H45V138H43ZM60 138H61V136H59ZM166 137H168V136H166ZM27 138V137H26ZM46 138H48V139H46ZM82 139H84V140H87V139H89V137L87 138V136H85V137H81ZM61 140V139H60ZM59 140V141H60ZM100 140V138L99 137H97V139H95L94 140V142L96 143V142H98ZM131 140V139H130ZM153 139H151V141H152ZM67 142H68V138H67ZM187 142H189V143H192L191 141H187ZM213 142V143H212ZM212 142H210L212 145L211 146H214L215 144H217L216 143V141H212ZM88 143L90 144V149L91 150H94L95 152H89V151H87V153H86V150H85V148L84 147H81L82 149H75V151L77 152V154H74V156L76 157V159L78 160V172H80V171H82V162H84L83 161V156L85 155V157H87L86 156V154L87 155H89V156H91V155H95L94 156V158L96 157L97 159H96V161H93V165H94V167L95 168H97L98 170H96V173H98V172H104L105 173V175L107 176L106 178H108V176H112L113 174H110L111 172H108L107 173V171L108 170H110V168L111 167H113V168H116V167H114L115 165H118V164H121V163H117L116 162V160L117 159H119V154H120V152H119V150H124L123 149V147L124 146H121V147H118L119 145H117V146H115V149H114V151L116 152V153H113L112 155H108V154H106V157L105 158H99L98 157V151L96 150V148H93L92 149V144H93V141H91V140H88ZM154 141H153V144L152 145H154ZM68 144V151H69V153H70V151H71V142H70V140H69V142L67 143ZM116 144V143H115ZM169 144V143H168ZM260 145H264V141H262V142H260L259 143ZM160 147H162V146H160ZM194 148H195V145H194ZM47 149V150H46ZM61 149V150H60ZM64 149V148H63ZM78 150H80V151H78ZM104 152V151H103ZM107 151H105L104 152V154L106 153ZM68 154V153H67ZM79 154H80V156H79ZM103 154V153H102ZM23 155V156H22ZM163 155V154H162ZM1 157H5V156H2V155H0ZM26 158V157H25ZM110 160H109V159ZM156 159V163L158 162V160L160 159V158H163L162 156H161V154L159 153V154H157L156 155V157H155ZM111 160H112V162H111ZM153 160L154 159H151L150 161H149V164L151 165V164H153ZM47 161H48V163H47ZM82 161V162H81ZM186 161V160H185ZM189 160H187V162H188ZM36 163L35 164H33V166L35 165L36 166ZM117 163V164H116ZM69 164V161H65V162H62V166H61V168L60 169H56V173H58V175H59V178H60V180H62V176H64V174L65 173H69L70 172V174H72L73 175V172L71 171V169L70 168H68V165ZM88 164H89V162H88ZM1 170H4L5 172L7 171V173H10V171L12 172V169L11 168H9L8 169V167H6V166H4V165H2L1 167ZM92 168V166L90 167L89 165H87L86 166V169H88V170H90ZM101 168V169H100ZM140 171V170H139ZM46 172V173H47ZM89 173H91L90 171H88V172H84V173H79L78 174V176H80V177H78V180H80V181H82L83 179H85V176H82L81 177V175H86V179H87V175H89ZM15 174H17V175H20L21 173H20V171H19V169H17L16 170V173ZM168 174H171V176H172V173L171 172H169L168 171ZM115 175V174H114ZM112 176V178H115V177H118V176ZM166 178V177H165ZM86 179L84 180V181H86ZM90 179H93L92 181L94 182H96V183H98V184H100V183H102L103 182V180H101V179H97V178H95L94 177V174H92V176H91V178ZM23 183L25 184H23V187L24 188H27V187H29V185H27L24 181H23ZM22 185V184H21ZM55 185H56V182H52L51 183V185H50V187L51 188H46L45 190H46V192L48 193V194H50L51 195V193L52 194H54L55 193V191H56V188H55ZM27 186V187H26ZM13 190V191H12ZM9 192L8 193H10V194H14V193H17L18 191H15L14 189H10V190H8ZM57 191H59V190H57ZM14 192V193H13ZM16 195V194H15ZM13 199H14V197H13ZM74 199V198H73ZM53 202H55L54 201V199L52 200ZM43 202L44 203H42V199H40V201L38 202V203H36V205L34 206V207H31V208H29L30 210H34V211H36V212H40V210L38 209V207H41L42 206V208H41V211L42 212H45V213H48V211L50 210V208H48L47 206H46V204H45V200H43ZM76 203H77V201H76ZM94 203V202H93ZM92 203V204H93ZM65 204V202L64 203H62V205H64ZM92 204H91V206H92ZM247 205V204H246ZM19 206H20V204H18L17 206H16V208L18 209L19 208ZM159 207V206H158ZM15 208V209H16ZM63 210H64V208H63ZM71 210V211H70ZM76 207H72V206H68V210L66 211V209L64 210V212L65 213H67V214H75L76 213V215H74L73 217H72V215H71V218L70 217H68V219L70 220L69 222H80L81 224H83V222H84V217H83V215H82V217H81V215H77V212H76ZM29 211V210H28ZM27 211V212H28ZM51 211V210H50ZM87 211H89L90 212V214H91V212H92V210L91 209H87ZM89 212H87V213H89ZM94 212V211H93ZM55 213H56V211L55 212H52V216H54L55 215ZM16 214V213H15ZM17 215V214H16ZM88 219H89V214H88ZM90 221L92 222V224L94 223V225H96V222L93 220V218H92V216H91V218H90ZM73 224V223H72ZM68 227H70V229H73V230H75V231H68V233H70V234H72V235H74V236H78L79 238H78V241L81 239V240H83V241H79V245H77V246H80V248H81V245H84L85 247H84V249L82 250V252H81V254H82V258L80 259V260H78L77 258H76V256H75V263L74 264H89L90 263V261H88V262H86L85 261V258H84V255H85V253L87 252V251H89L90 250V248L93 246V244H94V241H92V238H93V234H91V237L89 238V240L85 243V236H83L81 233H79L80 231L79 230H76L75 228H74V225H70L69 223H68ZM84 229L87 231H89L90 232V230H91V227L90 226H92L91 225V223H90V225L88 224V223H84ZM97 226V225H96ZM81 230H83V229H81ZM196 231H198V230H196ZM190 236H192V234H190ZM81 242H82V244H81ZM84 242V243H83ZM90 243V244H89ZM100 243H97L96 244V250H98V251H102L103 252V255H105V256H108V251H105L104 249H103V247H101V245H99ZM198 244V243H197ZM196 245V244H195ZM199 245L200 246H202L203 245V243L201 242H199ZM179 250H175V252H176V254H177V252H178ZM172 252H173V250H172ZM38 257H39V253H38V255H37ZM109 257H111V255L109 256ZM113 257H111V259L109 260V261H111V262H113L114 260V258L112 259ZM173 261V259L172 260H170L169 261V263H171ZM20 263V262H19ZM22 264V263H21ZM117 264H121V262H117Z\"/></svg>", "mask_w": 264, "mask_h": 264}]
</instances>
